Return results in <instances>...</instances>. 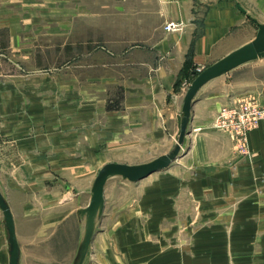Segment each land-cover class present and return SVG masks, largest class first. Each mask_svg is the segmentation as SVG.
Listing matches in <instances>:
<instances>
[{"label": "crops", "instance_id": "0c3cea01", "mask_svg": "<svg viewBox=\"0 0 264 264\" xmlns=\"http://www.w3.org/2000/svg\"><path fill=\"white\" fill-rule=\"evenodd\" d=\"M238 3L155 0L124 18L123 36L103 63L122 73L97 84L105 97L77 101L72 111L60 100L52 113L51 100L5 102L0 94V187L14 214L20 264H73L85 232L79 210L99 169L174 148L196 67L247 44L259 30L254 19L264 22ZM170 20L181 28L166 31ZM248 63L200 89L181 154L168 167L138 181L108 179L84 264H264V125L248 135L250 156L214 126L224 104L246 97L264 104V79L242 72ZM10 259L0 207V264Z\"/></svg>", "mask_w": 264, "mask_h": 264}, {"label": "rangeland", "instance_id": "374dc122", "mask_svg": "<svg viewBox=\"0 0 264 264\" xmlns=\"http://www.w3.org/2000/svg\"><path fill=\"white\" fill-rule=\"evenodd\" d=\"M238 1L249 8L250 15L264 21V0ZM154 3L155 0H0L1 97L5 102L17 97L51 100L52 113L58 109L54 105L59 100L69 112L77 101L102 99L106 92L97 84H106L107 74L120 75L123 70L122 66L108 69L103 64L108 49L118 45L112 40L122 38L124 18L129 22L130 16H137ZM243 69L250 76L264 79V57ZM12 84L19 88L12 90ZM235 144L239 154L251 155V151H239L236 140Z\"/></svg>", "mask_w": 264, "mask_h": 264}, {"label": "water", "instance_id": "95a60500", "mask_svg": "<svg viewBox=\"0 0 264 264\" xmlns=\"http://www.w3.org/2000/svg\"><path fill=\"white\" fill-rule=\"evenodd\" d=\"M241 10L246 9L238 3ZM258 24V31L255 37L240 47L232 50L214 63L206 66L200 73L194 72V78L188 85L182 107L178 114L179 131L177 142L172 150L162 154L153 160L143 163L107 162L98 171L91 189V200L86 207L79 210L81 218L84 220L83 237L80 242L75 261L73 264H84L88 254L91 241L94 237L99 220L105 207V185L111 177L121 176L130 181L141 180L154 172L168 167L172 161L179 157L186 141V136L190 132L189 124L192 116L194 99L200 89L212 79L228 73L234 68L264 57V22L254 19ZM0 207L4 213L6 225L9 232L10 242V264H20V245L16 236V227L13 213L6 197L0 187Z\"/></svg>", "mask_w": 264, "mask_h": 264}, {"label": "built area", "instance_id": "2783aa9c", "mask_svg": "<svg viewBox=\"0 0 264 264\" xmlns=\"http://www.w3.org/2000/svg\"><path fill=\"white\" fill-rule=\"evenodd\" d=\"M168 32L177 31L181 25L179 22L170 20L165 24ZM204 66H197L196 73H200ZM189 84H187L188 87ZM264 125V104L256 98H240L228 104H224L218 110L214 125L228 132L237 141L239 151L250 153L248 135L250 131Z\"/></svg>", "mask_w": 264, "mask_h": 264}]
</instances>
